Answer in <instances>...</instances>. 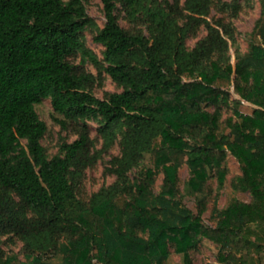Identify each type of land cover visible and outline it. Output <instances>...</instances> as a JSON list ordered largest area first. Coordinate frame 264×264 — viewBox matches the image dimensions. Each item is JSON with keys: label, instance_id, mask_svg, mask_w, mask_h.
<instances>
[{"label": "trees", "instance_id": "trees-1", "mask_svg": "<svg viewBox=\"0 0 264 264\" xmlns=\"http://www.w3.org/2000/svg\"><path fill=\"white\" fill-rule=\"evenodd\" d=\"M89 1L0 0V236L19 238L25 258L0 247V264H165L171 250L193 264L191 251L203 240L218 247L219 264H264V246L249 235L257 226L264 241V0L257 40L234 64L226 56L229 26L218 22L219 31L207 19L212 0H185L183 8L180 0H101L102 28L86 13ZM237 1L222 5L237 11ZM118 6L130 24L146 25L148 36L123 28ZM201 26L206 35L189 49V33ZM89 27L101 58L83 41ZM101 72L121 91L95 96ZM45 99L61 129L77 135L52 157L35 111ZM242 102L250 113L240 110ZM223 107L232 109L227 135L219 132ZM119 137V154L106 168L113 183L78 199L74 184ZM227 152L241 172L234 187L252 201L232 198L220 209L215 199V223L205 225L207 182L216 176L222 186ZM145 155L151 167L131 178ZM183 165L196 213L180 197Z\"/></svg>", "mask_w": 264, "mask_h": 264}, {"label": "rangeland", "instance_id": "rangeland-1", "mask_svg": "<svg viewBox=\"0 0 264 264\" xmlns=\"http://www.w3.org/2000/svg\"><path fill=\"white\" fill-rule=\"evenodd\" d=\"M185 0H180V7L183 8ZM232 0H212L210 5V11L207 19L219 30L221 27L215 25L220 22L229 26L232 32L231 37H224L228 44V51L226 56L229 57L232 64L235 62L237 56L246 54L249 50L250 44L257 39L253 34V29L257 19L260 16L261 4L259 0H238L240 8L232 10L224 8L222 4L230 3ZM86 13L93 20L97 28H102L105 23V14L103 11V5L101 0H90L86 4ZM115 15L118 19L119 24L131 32H140L144 36H148L147 26L138 23H129L126 19L124 11L118 6L115 10ZM96 30L94 27H89L83 32V41L85 45L91 49L99 58L102 57L101 53L103 48L93 41V36ZM206 35L204 27H198L192 30L187 38L186 44L189 49L194 47L196 42ZM74 63L80 62V57L71 59ZM84 67L89 72L93 73L96 77L99 76V70L89 63H85ZM223 89L229 90L231 98H237L232 92V87L228 83L222 84ZM121 91V87L117 86L104 72L100 73V79L98 80L92 92L99 98L105 97L107 94L112 92ZM252 106L247 102H242L240 110L244 113H250ZM206 110L211 111V107H207ZM35 111L38 114L40 120H42L47 127L46 134L42 139L41 143L45 149L48 157L58 153V148L62 140L67 142L73 141L77 135L74 129L67 131L62 130L60 125L55 121L57 115L51 106L50 100L45 99L40 104L35 106ZM232 115L231 107L222 108V116L219 122V132L228 134L229 129L226 126V120ZM92 128H95V124H90ZM91 137L96 139L95 131L91 133ZM120 137L117 139L115 144L109 149V151L103 155V157L92 167L87 168L83 171L82 176L74 184L76 195L78 199L82 201H88L90 196L97 192L101 187L108 186L113 183L114 176L106 171L108 161L112 156L118 155L120 151L119 145ZM101 145L100 140L97 143V148ZM151 167L150 156L145 155L140 164L134 168L130 177H137L140 172L146 168ZM223 167L226 170L225 178L221 187H218L216 176H212L207 184L211 187V194L207 195V206L206 210L202 215V220L205 225H214V220L211 219V209L213 201L216 199L218 208H224L232 198H237L245 202H251L252 197L246 191H242L240 188H235L236 177L241 174L238 163L236 160L227 152L226 160L223 162ZM179 188L180 197L182 202L190 208L194 213L197 212L196 197L191 193H188L186 188V181L189 178V170L186 165H183L179 169ZM163 184V174L160 173L155 178V184L153 187L154 192H158ZM204 193H207L205 188ZM249 235L252 239L259 241L264 246L262 231L257 226H250ZM0 247L8 255H16L19 260H24L22 242L16 236L12 234H5L0 236ZM218 247L210 241L203 240L198 249L191 251V258L193 264H219L216 260ZM252 257L256 258L255 252L252 251ZM53 263H57L59 258H54ZM165 264H182V256L180 254L170 251V255ZM253 264H256L254 262Z\"/></svg>", "mask_w": 264, "mask_h": 264}]
</instances>
